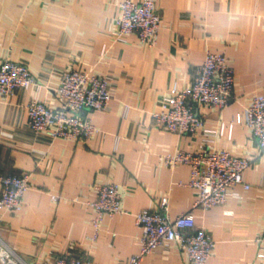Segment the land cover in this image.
Returning a JSON list of instances; mask_svg holds the SVG:
<instances>
[{"label":"crops","instance_id":"1","mask_svg":"<svg viewBox=\"0 0 264 264\" xmlns=\"http://www.w3.org/2000/svg\"><path fill=\"white\" fill-rule=\"evenodd\" d=\"M119 2L0 0V63L22 61L35 77L8 97L0 93L1 168L28 173L30 181L20 208H0V236L21 264H50L64 255L128 264L143 230L133 213L156 208L167 194L169 215L191 210L212 236L206 264H264L256 257L264 227V155L249 127L234 121L255 94H264V0H155L161 18L153 46L135 33L112 38ZM208 49L229 58L234 84L227 105L198 112L205 126L220 130L214 146L251 156L252 163L244 171L248 187L237 183L223 203L202 209L192 208L197 188L187 183L189 164L168 167L162 160L165 152L199 149L201 130L156 127L150 112L174 82L191 83ZM68 68L104 75L112 93L106 108L82 111L98 126L85 141L36 133L27 123L30 100L60 106L56 86ZM109 181L120 183L126 211L105 216L92 238V209L83 201ZM138 264H187V256L172 244L155 247Z\"/></svg>","mask_w":264,"mask_h":264},{"label":"built area","instance_id":"2","mask_svg":"<svg viewBox=\"0 0 264 264\" xmlns=\"http://www.w3.org/2000/svg\"><path fill=\"white\" fill-rule=\"evenodd\" d=\"M160 12L155 0H120L119 11L111 21V35L125 40L135 33L147 46L156 43L160 25ZM35 81L31 70L22 61L4 59L0 63V93L12 95L16 88ZM234 69L229 58L221 51L207 50L198 65L195 76L187 86L174 82L161 97L159 108L150 112L153 124L177 133H202V145L190 151L178 149L162 154L163 163L174 167L181 162L190 166L188 184L197 188V197L192 208H209L226 200L229 189L241 183L244 171L252 163V157L214 146V137L220 130L204 125L199 114L200 106L221 108L227 105L232 95ZM60 106L53 107L44 100L32 99L26 104L27 123L36 133L49 137L72 138L85 141L92 137L98 126L91 117L82 114L85 109L106 108L112 93L104 75L89 69L68 68L56 86ZM129 105H124V113ZM234 121L243 122L257 141V153L264 155V94H255L242 112H237ZM29 174L17 171L4 172L0 165V208L18 209L29 187ZM97 195L84 200L92 209L91 223L95 238L105 216L125 212L119 182L96 184ZM56 198L55 195L52 196ZM137 224L142 225L139 249L128 258V264H138L141 258L155 247L168 249L172 244L186 252L187 264H206L212 254L214 240L201 224H197L191 210L174 216L168 213V195L160 197L156 208H144L133 213ZM256 257L264 260V227L257 236ZM20 254L0 236V264H21ZM87 256L64 255L50 264H89ZM26 264V263H24Z\"/></svg>","mask_w":264,"mask_h":264}]
</instances>
